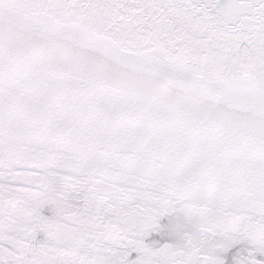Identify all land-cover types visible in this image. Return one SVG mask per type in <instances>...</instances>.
I'll list each match as a JSON object with an SVG mask.
<instances>
[{"label": "snow or ice", "instance_id": "obj_1", "mask_svg": "<svg viewBox=\"0 0 264 264\" xmlns=\"http://www.w3.org/2000/svg\"><path fill=\"white\" fill-rule=\"evenodd\" d=\"M129 6L152 14L122 20ZM250 44L257 57L240 59ZM13 74L50 120L139 123L137 148L151 138L156 151L111 178L67 169L70 182H41L68 244L8 259L0 239V264H264V189L219 179L238 112L257 113L264 141V0H0V138Z\"/></svg>", "mask_w": 264, "mask_h": 264}, {"label": "water", "instance_id": "obj_2", "mask_svg": "<svg viewBox=\"0 0 264 264\" xmlns=\"http://www.w3.org/2000/svg\"><path fill=\"white\" fill-rule=\"evenodd\" d=\"M151 10L135 7H121L119 16L122 20L135 23L137 19L151 16ZM79 16L76 13L66 14L65 21L73 25L76 21L72 18ZM169 29L174 27L170 21ZM195 44L203 43L198 37H184ZM215 47V45H213ZM258 49L253 45L247 48H238L240 59H255ZM9 87L6 91V111L3 121L2 142L4 147L24 142V153H28L26 147L37 145L59 153L61 162H66L71 153L83 160L80 153H86V144L94 145V151L100 152L99 162H104L101 171L109 173V167L118 169L123 161L139 156L145 161H150L155 155L156 144L149 143L147 151L141 152L135 143L142 135L139 123L127 120L123 122L108 119H98L89 115L77 124L68 122H54L50 120L41 106L37 105L29 94L30 89L20 88L15 83V74L9 79ZM175 95V94H170ZM18 102L11 109L15 102ZM257 113L254 110H246L237 113V118L244 121V126L236 133V145L233 150L234 159L225 167L219 179L223 181L229 191L234 193H260L264 189V172L261 171L262 149L261 131ZM94 129V131L92 130ZM197 180L202 183L214 182L216 177L194 173Z\"/></svg>", "mask_w": 264, "mask_h": 264}, {"label": "rangeland", "instance_id": "obj_3", "mask_svg": "<svg viewBox=\"0 0 264 264\" xmlns=\"http://www.w3.org/2000/svg\"><path fill=\"white\" fill-rule=\"evenodd\" d=\"M96 144L90 146L86 144V153H80V156L85 160L69 153L66 162H61L59 153L51 151L49 149L31 145L26 147L28 153H24V142L13 144L4 147L2 139H0V193L2 190L12 195H16L17 198L25 195V192L31 193V199L33 198V192L36 188H32L38 183L36 174H45L47 176V182L64 184L70 182L73 178L63 175V171L67 169L78 170L82 173H95L101 178H111L113 169L109 167V173L101 171L100 167L104 162H99L101 153L94 151ZM32 185V187H29ZM46 199V201H45ZM53 201L50 197L44 194L39 195L34 201V205L30 210H25L21 207L20 214L22 216H15L16 220H12V228L5 221V214L0 212V239H3L10 247L3 248V252L6 257L16 255V251L12 247L25 250V258L29 256H38L42 254L46 249L50 247L55 248L56 255H62L64 249L61 245H67L68 242L61 239L60 232L55 226L38 225L36 228L40 233L41 240H36V233L30 228L33 224L35 217L36 204L43 203L42 210H46L47 206L52 204ZM32 201L28 205H31ZM57 204L53 207V217L56 215ZM46 211H43L45 214ZM46 220V219H44ZM56 221V220H54ZM35 243L31 247V243ZM29 253H31L29 255ZM24 255V253H23Z\"/></svg>", "mask_w": 264, "mask_h": 264}, {"label": "flooded vegetation", "instance_id": "obj_4", "mask_svg": "<svg viewBox=\"0 0 264 264\" xmlns=\"http://www.w3.org/2000/svg\"><path fill=\"white\" fill-rule=\"evenodd\" d=\"M9 208H10V204L7 206V213H6V223L7 224H9V222H10V212H9ZM31 247H33L34 246V244L33 243H31V245H30ZM29 246H27V248H28ZM27 248L25 247V248H23V253H24V255H25V250H27ZM31 253H29V255H30ZM8 259H11V254L9 253V257H7Z\"/></svg>", "mask_w": 264, "mask_h": 264}]
</instances>
